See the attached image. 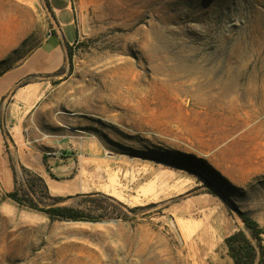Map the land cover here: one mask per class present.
Segmentation results:
<instances>
[{"label": "rangeland", "instance_id": "rangeland-1", "mask_svg": "<svg viewBox=\"0 0 264 264\" xmlns=\"http://www.w3.org/2000/svg\"><path fill=\"white\" fill-rule=\"evenodd\" d=\"M52 1L0 0V78L56 30ZM64 1L75 25L64 65L18 78L3 99L45 81L41 100L76 114L106 155L159 161L201 185H167L165 198L149 203L118 192L54 196L9 154L0 264H230L224 238L249 235L244 217L263 228L264 244V112L245 121V108L236 116L192 97L213 68L264 69V0ZM199 191L220 208L197 202ZM56 206L82 218L50 216Z\"/></svg>", "mask_w": 264, "mask_h": 264}, {"label": "crops", "instance_id": "crops-1", "mask_svg": "<svg viewBox=\"0 0 264 264\" xmlns=\"http://www.w3.org/2000/svg\"><path fill=\"white\" fill-rule=\"evenodd\" d=\"M52 3L59 23L56 30L46 35L16 70L0 78V174L6 186L13 184L9 154L37 173L54 196L118 192L128 200L136 197L149 203L163 200L167 185H187L188 189L201 185L196 176L167 170L159 161L106 155L102 143L80 128L76 114L54 109V102L41 100L45 81L26 83L3 99L18 78L52 73L64 65L66 46L75 38L73 13L64 0ZM56 150L63 155H46ZM194 199L220 208L219 198L212 193L199 191Z\"/></svg>", "mask_w": 264, "mask_h": 264}, {"label": "bare ground", "instance_id": "bare-ground-1", "mask_svg": "<svg viewBox=\"0 0 264 264\" xmlns=\"http://www.w3.org/2000/svg\"><path fill=\"white\" fill-rule=\"evenodd\" d=\"M239 67L241 68V65ZM252 70L253 71L248 75L242 70H235L234 66H229L227 69H225V71L222 72L213 68L211 70L210 77L206 78L205 80H198V82L195 83L192 95L193 100H195L196 104L199 105H210L213 107L217 106L219 109L225 110L236 116L242 108H245V111H243V116L245 117V121L249 120V118L254 117L255 114L264 112V69ZM178 88L187 90L188 86L182 85ZM201 116L202 115L196 116V119L200 122V126L204 127V119L201 118ZM199 129L197 130L198 135L200 134L201 137H204ZM207 140L211 141L210 139ZM199 141L201 142V138ZM207 146L209 147L210 144Z\"/></svg>", "mask_w": 264, "mask_h": 264}, {"label": "trees", "instance_id": "trees-1", "mask_svg": "<svg viewBox=\"0 0 264 264\" xmlns=\"http://www.w3.org/2000/svg\"><path fill=\"white\" fill-rule=\"evenodd\" d=\"M8 195L11 193L9 192ZM49 212L50 216L67 220H78L83 215L82 212L70 206H56L51 208ZM243 221L249 235L239 229L224 238L228 254L232 260L230 264H264V244L261 237L263 228L249 217H244Z\"/></svg>", "mask_w": 264, "mask_h": 264}, {"label": "built area", "instance_id": "built-area-1", "mask_svg": "<svg viewBox=\"0 0 264 264\" xmlns=\"http://www.w3.org/2000/svg\"><path fill=\"white\" fill-rule=\"evenodd\" d=\"M54 154H57L59 156H62L63 155V152L61 150H56V151H47L46 152V155H54Z\"/></svg>", "mask_w": 264, "mask_h": 264}]
</instances>
